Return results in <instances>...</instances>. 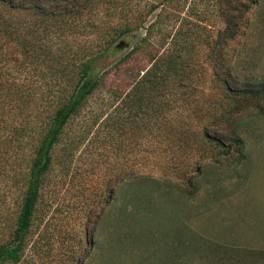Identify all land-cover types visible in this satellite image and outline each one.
I'll use <instances>...</instances> for the list:
<instances>
[{"label": "rangeland", "instance_id": "374dc122", "mask_svg": "<svg viewBox=\"0 0 264 264\" xmlns=\"http://www.w3.org/2000/svg\"><path fill=\"white\" fill-rule=\"evenodd\" d=\"M245 1L224 59L233 72L264 77V0ZM12 3L0 0L3 218L18 207L57 88L73 81L84 54L135 25L126 47L96 61L111 76L52 151L19 264H264V113L250 101L239 116L242 156L199 141L223 104L208 64L207 41L224 27L217 1L86 0L77 15L44 14L39 0ZM156 18L154 51L177 50L186 80L164 83L170 88L139 110L125 94L149 55L139 49L116 64Z\"/></svg>", "mask_w": 264, "mask_h": 264}, {"label": "trees", "instance_id": "16d2710c", "mask_svg": "<svg viewBox=\"0 0 264 264\" xmlns=\"http://www.w3.org/2000/svg\"><path fill=\"white\" fill-rule=\"evenodd\" d=\"M2 1L16 4L12 3L13 0ZM216 1L224 27L215 38L207 41V45L210 46L208 64L216 81L215 91L223 104L221 111L201 126L199 141L223 147L218 150L220 153L229 154L233 149L242 156L243 139L236 122L250 101L258 112L264 113V77L240 71L233 72L232 67L224 59L225 47L228 41L234 39L238 31L240 9L246 5V1ZM39 2L36 6L44 14L77 15L86 0H39ZM154 7L155 5H152L151 9ZM159 23V18L149 22L140 42L133 45L116 64L118 66L127 61L139 49H146L151 64L125 94V97L131 98L133 103H136L135 106L139 110L145 108L144 103L149 98H156L159 91L166 87L170 88L169 84L164 83H168L171 79L178 82L186 80V70L180 66L183 59L177 50L167 49L160 55L154 51L155 43L151 40V34ZM134 27L132 23H126L122 28L115 30L96 51L84 54L73 70V81L67 86L57 88L58 94L52 113L46 127L39 135L26 169L21 173L23 190L17 209L11 213L12 216L15 215L11 218L0 216V264H19L22 260L42 183L52 165V151L65 138L69 122L79 114L89 98L105 86L107 78L111 76L110 69L99 70L96 61L104 58L111 47L113 49L126 47V39L122 37L131 33ZM121 95L122 91L119 89L113 91L114 98ZM78 142L80 141H74V143ZM185 182L191 183L189 176Z\"/></svg>", "mask_w": 264, "mask_h": 264}]
</instances>
